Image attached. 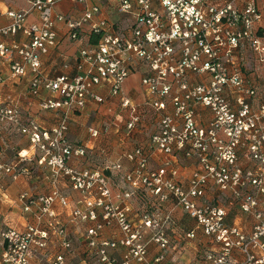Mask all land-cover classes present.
<instances>
[{
	"label": "built area",
	"instance_id": "obj_1",
	"mask_svg": "<svg viewBox=\"0 0 264 264\" xmlns=\"http://www.w3.org/2000/svg\"><path fill=\"white\" fill-rule=\"evenodd\" d=\"M61 1L32 0L31 11L9 10L5 15L11 23L0 26V38L10 40L0 41V58H18L11 66L13 76L32 74L33 96H38L42 87L51 92L40 101L39 107L42 111L59 113V121L53 128L44 129L33 120L23 121L18 106L9 103L0 104V126L27 136L40 154L38 164L51 168L55 178H66L80 191L85 209L73 207L72 222L95 223L87 231V242L100 263L152 264L144 229L153 228L152 241L162 250H169L168 231L175 223L173 210L161 218L145 215L138 225L129 219L131 207L127 201L136 191L144 189L160 202H172L173 208L182 209L206 236L220 244L217 253L206 255L207 264H264V210L260 209L258 199L264 196V102L256 108L252 105L259 91L243 78V62L238 58L240 52L248 50L258 62L264 63V37L258 29L263 16L257 0H159L161 12L153 9L152 0H119L118 12L130 15L133 20L129 34H120L107 21H101L94 26L93 33H103L102 38L98 45L79 52L75 74L46 78L42 57L57 45V24L66 22L75 40L82 25L100 12L98 7H91L79 21H67L65 16L55 13ZM33 11L39 13V21L28 25L27 17ZM19 33L27 37L26 42L14 40ZM136 60L142 61L151 72L142 79L151 96L144 107L137 106L124 94V84ZM191 76H207L208 80L190 82ZM100 86L108 89L106 96L95 92ZM116 98L122 110L129 112L128 133L142 122L145 107L160 114L158 131L150 137L148 149L167 156L183 151L187 158H194L198 167L191 175L188 189L174 180L177 172L169 173L167 162L162 168L150 169V155L143 147L123 156L134 164L124 175L131 190L116 191L117 184L105 172L121 171L120 162L85 169L69 165L86 156L88 150V145L67 139L73 114L82 112L91 101L104 104ZM168 103L173 107L172 113L167 112ZM197 106L208 108L212 114L206 127L198 124ZM108 132V128L101 132L89 129L94 139ZM242 149L249 152L255 167L244 168L239 164ZM19 156L25 160L27 155L21 152ZM0 170L13 180L22 174L18 163L7 165L1 158ZM210 183L221 191H231L242 211L254 216L256 223L251 233L226 226L224 209L199 204ZM21 200L26 202L27 211L30 209L27 203L40 204L37 219L50 218L52 232L61 237L62 247L69 250L71 241L66 229L54 222L53 208L56 203L68 207V199L55 189L32 201L28 194H22ZM112 226L121 229L122 239L101 240L103 230ZM49 237L50 232L33 225L23 231H3L4 264H30L32 245L44 247ZM194 237V232L186 235L189 239ZM118 247L125 249L121 261L108 253ZM236 250L243 254L240 261L232 259ZM50 264H65L64 254L55 256Z\"/></svg>",
	"mask_w": 264,
	"mask_h": 264
},
{
	"label": "crops",
	"instance_id": "obj_2",
	"mask_svg": "<svg viewBox=\"0 0 264 264\" xmlns=\"http://www.w3.org/2000/svg\"><path fill=\"white\" fill-rule=\"evenodd\" d=\"M32 0H0V26L11 23V19L5 15L9 10L16 12L31 11ZM119 0H63L55 7V13L66 17L67 21H79L85 14V10L91 7H98L100 12L95 14L91 20L84 23L79 29L77 39L71 37L66 22L58 23L57 45L48 55L42 57V71L46 78H56L60 75H74L76 72V58L82 49L89 48L91 35L94 26L101 21H107L116 32L128 35L133 24L130 15L118 12ZM229 1V0H222ZM257 5L262 13V20L258 24L259 33L264 37V0H257ZM154 10L162 11L159 0H152ZM135 10V9H134ZM39 21V13L31 12L27 17L26 24L30 25ZM14 40L26 42L27 37L19 33ZM0 41L10 42L5 38ZM238 58L243 62V78L251 87L259 91V96L252 101L256 108L264 102V63L261 64L250 51H242ZM18 58H0V104L13 103L18 106L23 121L33 120L44 129L53 128L59 121V113L55 111H42L39 103L51 95L45 87L41 88L38 96L30 93L32 74L29 72L24 77L13 76L11 66ZM149 68L140 60L133 64V72L124 84V94L137 106L144 107L151 96L142 85V79L150 75ZM190 82L201 83L208 80L207 76H191ZM95 92L98 95L106 96L107 88L97 87ZM170 100V99H169ZM168 113L173 112L171 103H168ZM197 121L201 127H206L212 114L204 106H197ZM160 114L152 108L145 107V114L142 122L130 133L126 125L129 119L128 110H122L119 99H112L104 104H96L91 101L82 112L73 114L67 134V139L75 144L88 145L87 155L76 158L69 163L70 166L85 168H101L117 162L122 164V170L115 172L106 170V174L117 184L116 191L131 190V187L124 182V175L133 169L134 164L124 158V154L136 148L143 147L150 155V169L157 170L168 163L169 173L176 170L174 180L179 182L185 189H188L190 178L197 169V161L194 158H187L183 151H176L172 155H165L158 150H149L150 137L158 131ZM94 128L101 132L108 128L107 134H102L94 139L89 134V129ZM26 154L25 160H20L19 154ZM40 154L30 143L27 136L15 129L0 126V158L5 164L18 163L22 174L18 179L13 180L10 174L0 170V264L3 262L5 247L2 243L1 233L8 229L25 230L28 226H37L40 230L50 232L46 246L33 244L30 253V264H50L51 260L58 254H64L65 264H101L94 251L90 250L87 242V231L95 226L94 222H72V209L77 206L85 209L84 199L80 191L64 177L55 178L51 168L40 166L38 159ZM239 164L244 168L255 167L247 150L239 153ZM58 189L69 201L68 207L59 203L54 205L56 217L54 222L59 227L65 228L71 241V248L65 250L62 247V239L49 226L51 219L44 217L41 221L37 219L40 212V204L37 202L27 203L30 209L25 210L26 202L21 200L22 194H28L32 200L38 197L49 195L53 190ZM249 191H252L249 189ZM260 209L264 210V196L258 197ZM29 201V200H28ZM209 204L222 208L226 212L225 224L228 227H237L246 234L251 233L256 220L253 215L242 211L239 200L231 191H221L214 183H210L199 204ZM131 207L129 219L134 225L142 223L143 217L161 218L168 211L173 210L175 223L169 229L168 235L171 240L169 250H162L158 244L152 241L155 233L153 228L144 229V240L149 241V259L152 264H207L206 255L217 253L220 244L211 237L206 236L202 229L188 214L180 208H173L172 202H160L157 197L152 196L146 190L136 191L134 197L127 201ZM190 232L195 233L193 239L186 238ZM123 233L118 226L105 228L101 234V240L107 239L119 242ZM125 249L118 247L109 250L108 253L122 260ZM163 259L156 262L159 256ZM232 259L240 261L243 254L240 250L233 253ZM137 264V263H134Z\"/></svg>",
	"mask_w": 264,
	"mask_h": 264
},
{
	"label": "trees",
	"instance_id": "obj_3",
	"mask_svg": "<svg viewBox=\"0 0 264 264\" xmlns=\"http://www.w3.org/2000/svg\"><path fill=\"white\" fill-rule=\"evenodd\" d=\"M102 35L103 33H100V34H95V33H92L91 35V43L92 45H98L101 38H102Z\"/></svg>",
	"mask_w": 264,
	"mask_h": 264
}]
</instances>
